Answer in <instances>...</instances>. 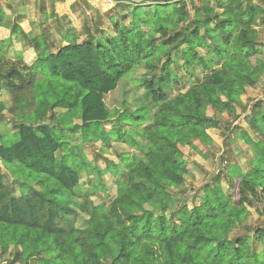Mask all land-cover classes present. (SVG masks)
I'll return each mask as SVG.
<instances>
[{"label":"trees","instance_id":"16d2710c","mask_svg":"<svg viewBox=\"0 0 264 264\" xmlns=\"http://www.w3.org/2000/svg\"><path fill=\"white\" fill-rule=\"evenodd\" d=\"M173 1L155 2L164 5L143 14L135 6L113 24L109 42L87 25L81 43L39 46L35 63L23 66L27 74L5 68L0 46V93L11 97L17 119L16 141L7 145L0 135L1 163L16 164L10 171L19 189L16 196L0 172V250H13L10 264H264V97L254 101L248 131L239 135L240 148L252 153L250 168L221 170L192 188V196L182 189L196 174L188 161L215 149L207 131L228 116L237 119L241 97L263 89L264 0ZM179 61L202 75L170 97L179 83L172 64ZM138 67L145 70L138 86L149 103L119 119L142 142L133 132L127 139L114 130L102 137L106 145L114 137L135 151L120 156L124 180L108 206L99 207L81 200V174L66 147L74 130L107 121L105 96ZM251 211L262 226L237 234ZM82 215L85 224L78 226Z\"/></svg>","mask_w":264,"mask_h":264},{"label":"rangeland","instance_id":"374dc122","mask_svg":"<svg viewBox=\"0 0 264 264\" xmlns=\"http://www.w3.org/2000/svg\"><path fill=\"white\" fill-rule=\"evenodd\" d=\"M113 3V6L116 8L112 9V11H109L108 13L104 14L103 17H100L97 19V17L92 16L93 25L94 28L100 32L96 36L98 38L106 40L109 42L111 39H113L115 35L113 24L114 22L121 21L120 17L127 14L129 11H133L135 9V13L137 14H143L146 12L145 7H143L145 4H137L132 5L136 3V1L139 2H150L148 0H111ZM125 1L127 2V5L125 6L121 5L118 2ZM179 0H175L173 2H178ZM256 3H258L260 0H253ZM131 3V4H130ZM155 2H152V4ZM111 4V3H110ZM158 4H164V3H158ZM142 6V7H139ZM95 18V19H93ZM88 24L87 20L82 18L80 20V27L77 29L78 39L79 41L88 38L89 31L86 30ZM124 25H128V22L125 21ZM260 25V24H259ZM91 29V28H90ZM258 31L260 33V40L262 42V47L260 48L261 54L260 59L264 62V27L260 25L258 28ZM171 33V32H170ZM59 45V44H57ZM1 46V45H0ZM8 48V46H7ZM111 49L116 54L117 59H120V56L118 53L113 49L111 46ZM198 53L205 58V51L198 50ZM181 55V54H179ZM4 57V66L6 69L10 67H16L19 69L23 74H27L28 72L24 70V67L22 66V62H19L17 60L13 59H7ZM166 60V57L162 58V62ZM182 61H179L174 64H172V73L176 75L178 79V85L173 86L171 85V88L169 90L170 97L174 96L175 94L179 92H184L188 89L189 86L196 83L200 78L202 73L201 70L197 69L192 75V70H183L181 68ZM156 66V70H154L153 73L156 74V76L161 75L160 71V64L154 63ZM145 70L141 67L135 68L132 70V72L126 73L123 79H121L118 83V86L115 91L109 93L104 98V104L107 108L109 118H107V121L103 124H95L92 125L88 130H86L85 133L81 129L74 130L73 134L70 136L69 145L66 147L68 150L69 155L72 157L71 160L73 161L74 166H76L81 174L80 179V188L81 193L83 195V198H81L82 201L85 202H92L94 205L99 207H107L108 204L116 197L117 195V186L119 182L124 180V174L125 169L122 163L120 162V156L122 154L126 153H132L135 150L131 148V145L128 143H121L116 141L114 137L109 138V143L106 145V143L102 140V137L106 132H109L111 130H114L115 132H120L121 134H126L125 138L127 139L128 135L132 132L135 134V138L137 141H141V136L137 130H134L131 128L129 124H121L120 117L124 116V118L129 117L133 114V112L138 108V106L142 105H148L149 99L144 96V91L139 88L138 84L139 81L144 77L143 73ZM192 75V76H191ZM263 84H264V76H263ZM63 87H73V84L64 82ZM264 88L262 90H256L253 94V99H256V96H263L264 97ZM246 102V101H245ZM14 107V103L9 95H7L5 92L0 93V135L4 137V141H7V145L10 144L13 141L17 140L16 136H13L12 134L15 132L14 127L17 121L16 115L10 111L11 108ZM246 110V109H245ZM244 113L247 112V110ZM63 110L58 109L56 111V114H62ZM60 116V115H59ZM228 120H222L220 127L218 128L221 132V134L217 133L218 135L225 136V140L222 142V146H224V152L222 153V156L213 158L210 157L209 154H207L206 157L200 159L198 157H192L188 163L193 165L194 172L196 173L195 176H188L185 180L184 185L182 186L183 190H186L187 194L189 196H192V188H199L201 187L204 182H206L208 179L212 178L213 175L217 174L219 171L223 170L225 171L227 168H229L230 172L234 171L239 173V171L246 172L249 168V157L251 156V151H243L240 146L243 144L240 139L239 135L242 132L241 130L248 131V120L247 117H244L243 120L240 119L237 124L233 125L234 116H228ZM71 124L73 125H81V121L76 119H71ZM58 126V125H55ZM216 131V130H215ZM67 131H63V136H66ZM215 133H211V135H214ZM12 135V136H10ZM10 136V138H7ZM250 149V148H249ZM251 150V149H250ZM220 151V148H215V154ZM245 155V156H244ZM57 156H60L58 153ZM221 157L224 159V163L220 162ZM217 159V163H214L213 161ZM115 164L118 168L116 170L117 176L115 177L112 174L113 164ZM0 164V172L4 173V175L8 179V183L12 182L13 184V192L16 196L19 194L18 184L13 182L12 172L9 171L13 166H16V164L13 165H4L2 166ZM202 166V167H200ZM4 168L7 169L5 171ZM232 170V171H231ZM29 172V171H26ZM193 177V178H192ZM19 180H22L20 178ZM20 182V181H18ZM223 189L225 194L229 195L231 194V191L228 189L226 184H223ZM86 196V197H84ZM72 205H77L78 203L74 201ZM198 203V202H196ZM186 204L191 207V204L186 202ZM252 212V211H251ZM85 218H83V215L78 219V226H84L85 224ZM263 224V220L260 218H257L256 215L253 214L252 216L247 218L243 224H241L238 227L237 234H240L242 232H246L247 230H254L257 227H261ZM236 234V235H237ZM13 253V250L10 249L9 252L3 254L0 250V264H10L11 258L10 255ZM116 251H113V254H115ZM112 254V255H113ZM30 264H35L34 260Z\"/></svg>","mask_w":264,"mask_h":264},{"label":"crops","instance_id":"0c3cea01","mask_svg":"<svg viewBox=\"0 0 264 264\" xmlns=\"http://www.w3.org/2000/svg\"><path fill=\"white\" fill-rule=\"evenodd\" d=\"M13 3L14 0L13 2L0 4V45L3 46L1 54L7 59L17 60L22 62V66L28 67L32 66L37 60L38 52L40 51L39 46L63 47L68 45V43H65L66 41L71 40L81 43L84 39L79 41L77 34L80 20L82 18L87 20L88 24H91L90 26L88 25L89 29H92L94 28L92 16L99 19L104 14L112 11L113 8H116L111 0H19L15 7ZM118 3L130 6L125 1ZM137 4H145L143 7L146 10L151 5H164L139 1L132 5ZM260 25L264 27V21ZM92 30L94 31L95 29ZM29 57H31L30 63H24L25 59ZM253 98L247 95L241 97L242 107L237 109L235 116L238 117L234 120L233 125L237 124L236 122L240 119L243 120L251 110L254 101L262 100L263 96H256L255 100ZM245 108L247 110L246 113H244ZM219 131V129H209L207 131V134L214 142V148H220L217 154L213 155L215 149L213 152L208 153L211 158L213 156L220 157L225 151L224 146H222L225 136L219 135L218 137L216 132L221 134ZM241 131L244 132L246 129ZM211 133L215 134L211 135ZM216 161L217 159L213 162L217 163ZM0 164L2 165L1 160ZM3 169L7 171L6 168L3 167Z\"/></svg>","mask_w":264,"mask_h":264},{"label":"clouds","instance_id":"9594fccd","mask_svg":"<svg viewBox=\"0 0 264 264\" xmlns=\"http://www.w3.org/2000/svg\"><path fill=\"white\" fill-rule=\"evenodd\" d=\"M6 2H13V0H0V4H4ZM19 3V0H14L13 6L15 7L16 4ZM39 31V29H37ZM65 43H70V41H66ZM31 57L25 59L24 63H30Z\"/></svg>","mask_w":264,"mask_h":264},{"label":"water","instance_id":"95a60500","mask_svg":"<svg viewBox=\"0 0 264 264\" xmlns=\"http://www.w3.org/2000/svg\"><path fill=\"white\" fill-rule=\"evenodd\" d=\"M150 1H154V2H165V1H171V0H150Z\"/></svg>","mask_w":264,"mask_h":264}]
</instances>
